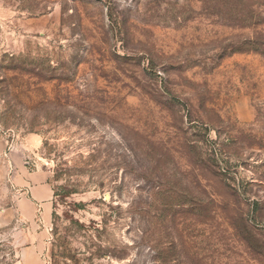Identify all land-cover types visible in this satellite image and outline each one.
I'll use <instances>...</instances> for the list:
<instances>
[{
	"label": "rangeland",
	"instance_id": "obj_1",
	"mask_svg": "<svg viewBox=\"0 0 264 264\" xmlns=\"http://www.w3.org/2000/svg\"><path fill=\"white\" fill-rule=\"evenodd\" d=\"M0 264H264V0H0Z\"/></svg>",
	"mask_w": 264,
	"mask_h": 264
},
{
	"label": "crops",
	"instance_id": "obj_2",
	"mask_svg": "<svg viewBox=\"0 0 264 264\" xmlns=\"http://www.w3.org/2000/svg\"><path fill=\"white\" fill-rule=\"evenodd\" d=\"M31 180H34V176L27 174L26 182L24 183L25 185H23L27 188L26 193H31V199L34 202H32L33 205H42L44 202L50 199L51 191L46 186V180L40 181L38 183H31Z\"/></svg>",
	"mask_w": 264,
	"mask_h": 264
}]
</instances>
